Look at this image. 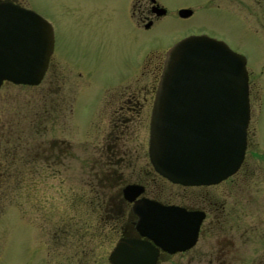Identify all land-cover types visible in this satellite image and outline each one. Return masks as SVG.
Returning <instances> with one entry per match:
<instances>
[{
	"label": "rangeland",
	"instance_id": "374dc122",
	"mask_svg": "<svg viewBox=\"0 0 264 264\" xmlns=\"http://www.w3.org/2000/svg\"><path fill=\"white\" fill-rule=\"evenodd\" d=\"M16 1L53 25L55 64L40 85L0 89V136H10L0 152L14 159L0 177V264H110L128 227L127 185L145 178L149 196L179 200L178 187L146 157L147 122L134 126V141L119 144L141 157L117 161L105 101L138 78L144 62L142 83L155 84L167 51L193 33L213 35L247 57L250 127L264 146V0H157L168 14L148 29L130 17L137 0ZM187 8L193 14L181 17ZM255 243L247 249L261 247Z\"/></svg>",
	"mask_w": 264,
	"mask_h": 264
},
{
	"label": "water",
	"instance_id": "95a60500",
	"mask_svg": "<svg viewBox=\"0 0 264 264\" xmlns=\"http://www.w3.org/2000/svg\"><path fill=\"white\" fill-rule=\"evenodd\" d=\"M179 14L190 17L193 10ZM54 50L55 31L46 18L0 2V89L6 82L40 85ZM249 79L247 57L207 34L187 36L167 51L150 122V161L159 175L178 185L209 186L238 172L251 121ZM143 193L136 184L123 189L125 200L134 203L141 236L169 252L194 245L204 215L139 198ZM157 256L149 241L122 237L108 260L155 264Z\"/></svg>",
	"mask_w": 264,
	"mask_h": 264
},
{
	"label": "flooded vegetation",
	"instance_id": "af4514ba",
	"mask_svg": "<svg viewBox=\"0 0 264 264\" xmlns=\"http://www.w3.org/2000/svg\"><path fill=\"white\" fill-rule=\"evenodd\" d=\"M7 1L20 4L16 0H0V2ZM162 8L165 7L157 0H137L132 2L130 17L138 27L148 29L168 14L167 11L166 14L161 15L159 12ZM194 35L199 34L195 33ZM209 36L214 37L213 35ZM164 61L165 58L156 66L159 73L156 74L155 84L148 86L146 83H142L148 75V63L144 62L139 77L133 79H137V82L130 80L126 83V85H129L125 90H119L110 97L108 95L109 98L105 101V107L108 108V111L110 110L109 112L112 115L111 122L114 128L112 135L115 138V143H112V145L114 148L116 147L117 161L121 159L125 161L133 160L141 157L137 154V156H134L130 152L131 150H126L127 146L120 147L119 145L122 141L126 144L130 140H135L133 136L134 126H141L147 122L150 139V122ZM54 64L52 55L43 81L48 74L51 75ZM52 75L55 82L61 77L56 69L52 72ZM249 86L251 98V80H249ZM100 107H102V104H100ZM0 118L2 117L0 116ZM0 127H2L1 122ZM3 130H6V125H4ZM255 134L258 135V132L256 131ZM7 136L10 137L9 133L3 131L0 136V144H3L2 142ZM253 137L254 132L251 131L249 125L246 155L237 173L216 185L183 186L175 184L179 189V193H181L178 195L179 200L176 202L149 196V181H145V178L131 183L144 187V193L139 198L146 197L166 206H177L186 210L187 213L197 212L203 214L204 218L194 245L185 250L169 252L157 246L153 240L142 237L136 227L138 217L133 210L134 203L125 200L124 195L123 199L127 202L130 213L127 222L128 230L123 228L122 237L149 241L158 250L155 264H264V146L257 142L258 139L253 140ZM114 138L112 137L113 140ZM51 143L54 144V142ZM36 154L40 155V152L37 150ZM146 155L150 161L149 141ZM4 156H7L9 161ZM10 157H12L11 154L0 152V161H5L3 169L0 168V177L6 176V173H8L6 170L9 169L8 167L11 164H14V159ZM163 179L165 178L163 177ZM250 204H257L261 208L256 211L250 210ZM251 241L256 242L261 247L252 248V251L249 248L247 249L248 242Z\"/></svg>",
	"mask_w": 264,
	"mask_h": 264
}]
</instances>
